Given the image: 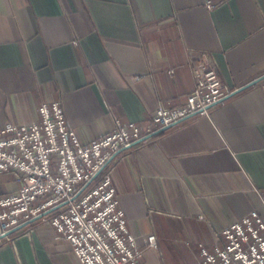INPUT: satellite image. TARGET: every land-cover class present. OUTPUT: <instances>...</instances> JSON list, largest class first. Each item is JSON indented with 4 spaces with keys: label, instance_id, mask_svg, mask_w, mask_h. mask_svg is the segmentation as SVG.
<instances>
[{
    "label": "crops",
    "instance_id": "1",
    "mask_svg": "<svg viewBox=\"0 0 264 264\" xmlns=\"http://www.w3.org/2000/svg\"><path fill=\"white\" fill-rule=\"evenodd\" d=\"M190 49L212 58L232 93L209 116L154 128L114 158L144 264H198L261 205L264 0H0V129L39 120L54 101L84 143L114 118L148 120L193 89ZM17 187L0 173V197ZM10 236L0 264H80L47 218Z\"/></svg>",
    "mask_w": 264,
    "mask_h": 264
},
{
    "label": "built area",
    "instance_id": "2",
    "mask_svg": "<svg viewBox=\"0 0 264 264\" xmlns=\"http://www.w3.org/2000/svg\"><path fill=\"white\" fill-rule=\"evenodd\" d=\"M188 54L193 89L183 104L159 106L148 120L124 124L114 118L109 132L84 143L61 102L54 101L40 106L39 120L0 129V173L18 183L0 197V244L12 240L15 228L42 217L59 239L69 241L80 264H144L117 196L115 156L154 128L209 116L211 107L233 91L208 54L191 49ZM260 196V207L226 227L225 241L213 252L203 249L198 264H264V193ZM148 245H155L153 237Z\"/></svg>",
    "mask_w": 264,
    "mask_h": 264
},
{
    "label": "water",
    "instance_id": "3",
    "mask_svg": "<svg viewBox=\"0 0 264 264\" xmlns=\"http://www.w3.org/2000/svg\"><path fill=\"white\" fill-rule=\"evenodd\" d=\"M12 232H13V231H12ZM12 232H11V233H12Z\"/></svg>",
    "mask_w": 264,
    "mask_h": 264
}]
</instances>
